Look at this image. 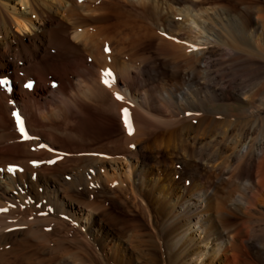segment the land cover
<instances>
[{
	"label": "bare ground",
	"instance_id": "6f19581e",
	"mask_svg": "<svg viewBox=\"0 0 264 264\" xmlns=\"http://www.w3.org/2000/svg\"><path fill=\"white\" fill-rule=\"evenodd\" d=\"M4 76L0 264H264V0H0Z\"/></svg>",
	"mask_w": 264,
	"mask_h": 264
},
{
	"label": "snow or ice",
	"instance_id": "6c2138e0",
	"mask_svg": "<svg viewBox=\"0 0 264 264\" xmlns=\"http://www.w3.org/2000/svg\"><path fill=\"white\" fill-rule=\"evenodd\" d=\"M106 84L108 83L107 80L104 81ZM9 82L6 80V79H3V80H0V85H6L8 84ZM32 85L31 84H28L26 85V87H31ZM118 99H121L122 97H119V95L117 96ZM124 113H125V123L127 124L128 123V120H127V109H124L123 110ZM16 121H17V124L19 126V131L25 136V138H27V133L25 131V127H24V122L23 120L20 118V115L19 114H16ZM132 129H131V126L129 125V132L131 133ZM40 147H46V145H40ZM134 147V146H133ZM50 162H54V161H50ZM9 171H13V169H9Z\"/></svg>",
	"mask_w": 264,
	"mask_h": 264
}]
</instances>
